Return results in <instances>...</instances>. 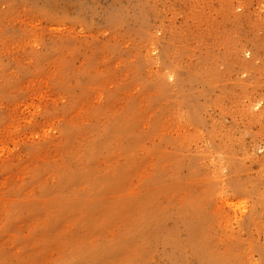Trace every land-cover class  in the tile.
Segmentation results:
<instances>
[{"label":"rangeland","instance_id":"374dc122","mask_svg":"<svg viewBox=\"0 0 264 264\" xmlns=\"http://www.w3.org/2000/svg\"><path fill=\"white\" fill-rule=\"evenodd\" d=\"M0 264H264V0H0Z\"/></svg>","mask_w":264,"mask_h":264}]
</instances>
